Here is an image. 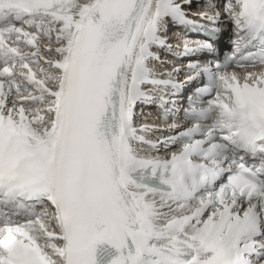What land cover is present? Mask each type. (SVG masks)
<instances>
[{"label":"snow or ice","instance_id":"6c2138e0","mask_svg":"<svg viewBox=\"0 0 264 264\" xmlns=\"http://www.w3.org/2000/svg\"><path fill=\"white\" fill-rule=\"evenodd\" d=\"M191 7L0 0V264H264V0Z\"/></svg>","mask_w":264,"mask_h":264},{"label":"bare ground","instance_id":"6f19581e","mask_svg":"<svg viewBox=\"0 0 264 264\" xmlns=\"http://www.w3.org/2000/svg\"><path fill=\"white\" fill-rule=\"evenodd\" d=\"M195 6L198 7V8L195 9L196 11L199 10V9H202V8H201L202 3H196ZM195 10H190V9H189L190 12H194ZM202 11H203V10H202ZM200 12H201V11H200ZM197 13H198V12H197ZM226 24H227V23H221V25L224 26V27H222L223 30L221 31V35H222V36L224 35V39H227V36L230 35V34H229V33H230L229 28H225V27H227ZM172 28H174V26H173ZM172 28H170V29H172ZM170 29H169V30H170ZM174 31H176V30H174ZM177 34L180 35L179 32H178ZM167 35H168V34H167ZM179 35H177V36H179ZM180 41H181V39H180L179 37H177V39L171 41V43H172L173 45H175L176 43H181ZM174 43H175V44H174ZM181 46H182V43H181ZM163 60H164V61H168L169 63L173 62V61H172V54H169V53L165 52L164 55H163ZM169 65H170V64H169ZM175 66L181 69V71L179 72V77H180V78H181V77H184V76H185V71H184V69H186V66H185V65H182V66L175 65ZM166 67H167V70L171 71L170 68H169L170 66H166ZM163 69H164V68H163ZM164 70H165V69H164ZM148 109H149V111L152 112V107H149ZM142 114H143V116H144V119L141 120L142 122H140L139 119H138V120H139L140 123H143V124H148V123L151 122V120H154V119L157 118L155 115L148 116L147 114H145V113H143V112H142ZM138 115H140V114L138 113ZM149 125H150V124H149Z\"/></svg>","mask_w":264,"mask_h":264},{"label":"rangeland","instance_id":"374dc122","mask_svg":"<svg viewBox=\"0 0 264 264\" xmlns=\"http://www.w3.org/2000/svg\"><path fill=\"white\" fill-rule=\"evenodd\" d=\"M191 9H195V8H192V7H191ZM225 23H227L226 25H227V27L229 28V30L232 31V24H231L230 22H225ZM170 65H171V64H170Z\"/></svg>","mask_w":264,"mask_h":264}]
</instances>
